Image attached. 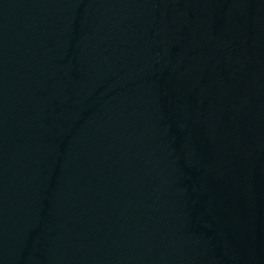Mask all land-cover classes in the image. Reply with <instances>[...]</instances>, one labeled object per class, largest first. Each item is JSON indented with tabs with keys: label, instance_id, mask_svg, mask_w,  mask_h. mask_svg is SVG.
I'll return each mask as SVG.
<instances>
[{
	"label": "water",
	"instance_id": "water-1",
	"mask_svg": "<svg viewBox=\"0 0 264 264\" xmlns=\"http://www.w3.org/2000/svg\"><path fill=\"white\" fill-rule=\"evenodd\" d=\"M0 264H220L146 0H0Z\"/></svg>",
	"mask_w": 264,
	"mask_h": 264
}]
</instances>
